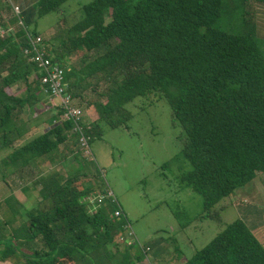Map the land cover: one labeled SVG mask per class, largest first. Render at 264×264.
<instances>
[{
	"label": "trees",
	"instance_id": "trees-1",
	"mask_svg": "<svg viewBox=\"0 0 264 264\" xmlns=\"http://www.w3.org/2000/svg\"><path fill=\"white\" fill-rule=\"evenodd\" d=\"M68 1L39 0L38 18L60 13ZM249 2L243 0V10ZM224 11V0H94L83 7L81 18L59 20L51 39H43L45 52L66 69L76 103L81 98L85 105L79 106L97 112L96 121L85 118L90 144L102 136L101 122L128 128L133 115L127 105L136 99L160 95L168 102L186 134L176 160L185 169L189 165L181 167L182 184L203 199L199 218L212 217L220 202L264 175V45L253 14L244 12L242 33L236 34L219 27ZM22 22L12 3L0 0V27L13 28L0 37V150L28 133V106L45 99L53 109L36 65L24 53L28 36L40 34ZM87 90L94 95L85 100ZM81 153L80 133L59 113L0 166L24 178L40 166L38 160L54 166L69 158L75 162ZM88 174L37 176L42 199L20 222L22 203L14 195L5 199L15 223L0 218V264H133L130 250L122 251L116 242L123 236L129 246L132 237L117 197L116 202L105 198L95 211L82 202L105 197L109 190L81 189L78 182ZM120 207L123 215L117 217ZM150 247L142 248L145 255ZM189 264H264V244L237 219Z\"/></svg>",
	"mask_w": 264,
	"mask_h": 264
},
{
	"label": "rangeland",
	"instance_id": "rangeland-1",
	"mask_svg": "<svg viewBox=\"0 0 264 264\" xmlns=\"http://www.w3.org/2000/svg\"><path fill=\"white\" fill-rule=\"evenodd\" d=\"M93 1L69 0L60 13L42 18L37 16L33 21L21 14L16 15L20 22L23 19L31 33L37 31L45 41L56 33L54 29L59 20L69 16L81 18L83 7ZM241 2L243 0H224L225 11L219 21L221 29L242 33L244 12ZM260 39L259 43L263 46L264 39ZM73 62L78 65L79 60ZM14 90L20 89L14 87ZM93 95L91 90H87L85 100ZM79 103L85 105L81 98H78L77 104ZM88 109V116L91 117L89 121H96L98 115L95 108ZM127 109L133 115L127 124L128 128L113 129L101 122L102 136L91 143L95 161L86 158L83 152L75 162L65 161L54 166L50 162L43 164L38 160L40 168L33 169V174L24 173V178L12 177V174L11 176L0 166V218L14 221L11 210L5 203L8 196L14 195L23 205L18 222L24 219L26 211L38 207L42 199L37 176L44 177L60 171L64 178L72 172L89 173L78 182L81 189L87 185L112 189L134 232L129 246H126V242L130 239L121 240L123 236L118 237L116 242H120L122 251L127 248L130 250L129 254L134 256L133 264H189L196 252L208 245L226 225L241 219L239 210L230 197L212 209V217L199 218L203 212V199L200 194L182 184L181 167L186 170L189 165L186 164L185 169V163L176 160L183 149L186 134L174 119L172 109L165 99L160 95L149 99L138 98L128 104ZM52 114L45 99L33 107L28 106L24 123L30 119L28 124L31 131L22 142L26 143L43 133L53 118ZM17 145L18 141H15L10 148L0 150V162ZM28 170L29 167L26 171ZM3 178H6L7 183L2 181ZM261 178V183L256 181L253 184L264 188V176ZM249 186L245 188H250ZM260 194L264 201V189ZM96 198L97 196H89L83 198L82 202L88 203L91 211H95L100 205L94 206L91 199L95 201ZM46 205L49 207L48 203ZM256 235L259 237L257 233ZM148 245L151 249L145 255L142 248ZM139 255L138 261L136 257Z\"/></svg>",
	"mask_w": 264,
	"mask_h": 264
},
{
	"label": "built area",
	"instance_id": "built-area-1",
	"mask_svg": "<svg viewBox=\"0 0 264 264\" xmlns=\"http://www.w3.org/2000/svg\"><path fill=\"white\" fill-rule=\"evenodd\" d=\"M3 3L10 2L12 0H1ZM16 14H20L16 9ZM23 23L22 21L20 22ZM13 30L12 27L5 28L0 27V37H5L9 32ZM29 44L24 50L25 55L33 62L37 67V73L41 77L43 85V91L48 98L50 106L60 113V119L62 121L73 122V130L80 133V145L82 152L86 158L91 161H95L93 151L90 144V135L84 133V125L88 124L85 121L84 109L76 103L74 96L69 92L68 83L65 78L66 69L58 62H54L52 58L45 52L43 46V38L41 36L34 37L28 36ZM113 198L116 202L115 193L109 188L107 196H99L95 201L91 199V202L95 205H99L105 198ZM115 215L120 217L123 215V210L120 207ZM132 229V228H131ZM130 229V235L134 234L133 230ZM121 240H124L121 237ZM149 248L146 249L148 251Z\"/></svg>",
	"mask_w": 264,
	"mask_h": 264
},
{
	"label": "crops",
	"instance_id": "crops-1",
	"mask_svg": "<svg viewBox=\"0 0 264 264\" xmlns=\"http://www.w3.org/2000/svg\"><path fill=\"white\" fill-rule=\"evenodd\" d=\"M38 1L39 0H12L11 2L14 10L16 9L20 12L21 15L25 16V18H28L29 20L33 21L37 17V10L35 9V6ZM249 4H251L250 7L246 5L244 7L243 12H245L246 14L254 15L258 37L264 39V3L256 0H250ZM89 110L90 109L88 108H85L84 110L85 118L88 120V122L89 118H91L88 116ZM52 112L53 116L59 114V112L54 109H52ZM49 125L47 124V128H49ZM30 131L31 129L29 126L28 133H26L25 136H27ZM25 136L21 140H18V145L16 146V148H19L20 146L25 144V142H22ZM67 161H73V158H69ZM42 163L47 164V161L42 160ZM262 176L264 175H259L258 178H256L252 183H250V188L244 187L238 189L233 195L230 196V198L234 202V205L238 208L241 219L244 220L250 226L255 235L256 233L259 235L260 238L256 235L257 238L264 244V201H262L263 197H261L260 194L261 190H263L264 188H260V186L258 187L257 185L253 184L256 181H260L261 183ZM18 198L21 199L20 196H18Z\"/></svg>",
	"mask_w": 264,
	"mask_h": 264
}]
</instances>
